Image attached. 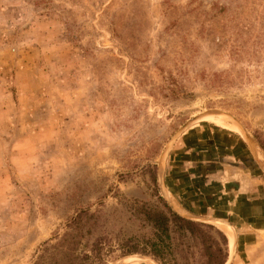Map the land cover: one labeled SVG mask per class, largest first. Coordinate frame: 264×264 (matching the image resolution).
Wrapping results in <instances>:
<instances>
[{
  "label": "rangeland",
  "instance_id": "374dc122",
  "mask_svg": "<svg viewBox=\"0 0 264 264\" xmlns=\"http://www.w3.org/2000/svg\"><path fill=\"white\" fill-rule=\"evenodd\" d=\"M230 117L264 157V0H0V264H89L98 239L102 264H200L141 210L168 207L182 133L247 141ZM261 224L229 264H264Z\"/></svg>",
  "mask_w": 264,
  "mask_h": 264
},
{
  "label": "crops",
  "instance_id": "0c3cea01",
  "mask_svg": "<svg viewBox=\"0 0 264 264\" xmlns=\"http://www.w3.org/2000/svg\"><path fill=\"white\" fill-rule=\"evenodd\" d=\"M210 129L207 134L204 130L182 133L174 164L164 174L163 191L184 217L225 222L233 229L238 247L251 230L262 228L264 164L253 142L230 131Z\"/></svg>",
  "mask_w": 264,
  "mask_h": 264
},
{
  "label": "trees",
  "instance_id": "16d2710c",
  "mask_svg": "<svg viewBox=\"0 0 264 264\" xmlns=\"http://www.w3.org/2000/svg\"><path fill=\"white\" fill-rule=\"evenodd\" d=\"M141 211L146 221L149 222L152 228L156 231L157 234H155V236H157L158 240H161L162 237L169 236L170 225L173 224L179 235L187 234L189 238L198 245L202 258L200 264L226 263L228 257L227 239L221 231L212 225L201 224L185 219L173 212L166 205L164 211L148 209ZM84 214V212L77 214L74 222H78ZM99 241L100 239L93 242L89 247V250L82 254L84 262L86 261L89 264H102L100 261L101 249L99 248V243L101 242ZM177 241L183 245L182 237H179ZM153 245L152 250H149V252L146 249H142L140 251H134V253L149 254L155 260L160 262L161 254H159V248L156 247V244ZM160 264L162 263L160 262Z\"/></svg>",
  "mask_w": 264,
  "mask_h": 264
},
{
  "label": "water",
  "instance_id": "95a60500",
  "mask_svg": "<svg viewBox=\"0 0 264 264\" xmlns=\"http://www.w3.org/2000/svg\"><path fill=\"white\" fill-rule=\"evenodd\" d=\"M206 115H207V114H206ZM203 116H205V115H200V116L194 118L193 120L189 121L187 124H191L192 122L201 119ZM228 117H229V116H228ZM230 118H231V117H230ZM231 119L236 123V125L238 126V128H239L240 131L242 132L243 136H244L247 140H249L250 142H253L252 140H250V139L246 136V133L244 132V130L242 129V127L237 123V121H236L235 119H233V118H231ZM182 132H183V131L181 130L179 134H181ZM162 194H163L164 199H165L166 202H167L168 207H169L173 212H175L176 214H178L179 216H181V217H183V218H185V219H188V220L194 221V222H199V223L213 224L214 222H216V221H214V222H212V221H211V222H204V221H200V220H195V219H190V218H188V217H184L183 215H181V214H180V213L174 208V206H173L172 203L168 200V197L166 196V194L164 193L163 190H162ZM217 222H220V223H222V224H224V225H227L225 222H221V221H217ZM227 226H229V225H227ZM229 227H230V226H229ZM230 228H231V227H230ZM232 231H233V229H232ZM236 248H237V246H236V239H235V236H234V248H233L232 253L229 254L228 259H231V258H232L234 252L236 251ZM228 261H229V260H228ZM228 261H226L225 264H229L230 262H228ZM151 262H152L153 264H157V263H156L155 261H153V260H151Z\"/></svg>",
  "mask_w": 264,
  "mask_h": 264
},
{
  "label": "bare ground",
  "instance_id": "6f19581e",
  "mask_svg": "<svg viewBox=\"0 0 264 264\" xmlns=\"http://www.w3.org/2000/svg\"><path fill=\"white\" fill-rule=\"evenodd\" d=\"M221 117V116H220ZM234 124V123H233ZM235 125V127L237 128L238 126L236 125V124H234ZM239 128H237V130H238ZM255 148V147H254ZM261 150V149H260ZM258 152V151H257ZM255 153V154H258V153ZM259 155V156H258ZM257 155V157H259V159L262 161V163L264 164V157H263V155L261 154V153H259ZM261 163V164H262ZM215 225L218 227V229L221 231V232H223L224 234H230L231 233V237H232V240H233V248H234V234H233V231H232V229L229 227V226H227V225H224V224H222V223H220V222H216L215 223ZM229 231H230V233H229ZM233 251V250H232Z\"/></svg>",
  "mask_w": 264,
  "mask_h": 264
}]
</instances>
